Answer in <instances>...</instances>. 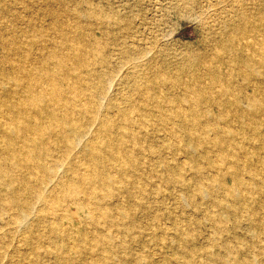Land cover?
I'll return each mask as SVG.
<instances>
[{
  "label": "rangeland",
  "instance_id": "obj_1",
  "mask_svg": "<svg viewBox=\"0 0 264 264\" xmlns=\"http://www.w3.org/2000/svg\"><path fill=\"white\" fill-rule=\"evenodd\" d=\"M0 69L1 110L10 99L33 109L29 90L69 100L107 81L88 142L60 170L51 197L38 203L25 192L31 171L20 162L0 164V264H264V0H0ZM235 101L236 109L225 105ZM56 102L39 106L62 107ZM191 114L213 131L190 130ZM214 126L227 146L212 143ZM86 144L99 152L84 153ZM92 168L111 172L112 196L107 189L91 196L82 171ZM236 173L246 185L233 184ZM15 196L36 205L30 220H16L8 207ZM99 204L124 206L125 216L103 217Z\"/></svg>",
  "mask_w": 264,
  "mask_h": 264
},
{
  "label": "bare ground",
  "instance_id": "obj_2",
  "mask_svg": "<svg viewBox=\"0 0 264 264\" xmlns=\"http://www.w3.org/2000/svg\"><path fill=\"white\" fill-rule=\"evenodd\" d=\"M97 10V9H96ZM77 11V10H76ZM101 11V15L103 14L102 13V10H99ZM92 14V13H91ZM105 14V13H104ZM95 16V15H93ZM99 18H100V13H99ZM244 16V14H243ZM252 19V18H251ZM76 28V27H75ZM238 32V31H237ZM64 34V32H63ZM62 34V35H63ZM67 36V35H66ZM77 36V35H76ZM81 36V35H80ZM65 38V36H63ZM72 37V36H70ZM82 37V36H81ZM80 37V38H81ZM63 38V39H64ZM79 38V37H78ZM67 39V38H65ZM245 40V39H244ZM65 41V40H64ZM76 41V40H75ZM84 41V40H83ZM70 42V41H69ZM85 42V41H84ZM241 42V41H239ZM72 43V41H71ZM77 44V43H76ZM79 44V43H78ZM77 44V46H78ZM86 44V43H85ZM71 45V44H70ZM84 45V43H83ZM72 46V45H71ZM86 46V45H84ZM80 47V45H79ZM8 48V47H7ZM6 48V49H7ZM11 48V47H10ZM81 48V47H80ZM79 48V49H80ZM9 49V48H8ZM75 49V48H74ZM83 49V48H82ZM86 49V48H85ZM67 50V49H66ZM70 50V49H68ZM236 50V48H235ZM56 51V50H55ZM76 52V50H74ZM81 51V50H80ZM247 51V49H246ZM54 52V51H53ZM57 53V52H55ZM54 53V54H55ZM65 53V52H64ZM82 53H84L82 51ZM51 54V53H50ZM49 55V54H48ZM63 55V54H62ZM68 55V54H67ZM52 56V55H51ZM233 56V55H232ZM50 57V56H49ZM60 57V56H59ZM147 57V56H146ZM259 58V57H258ZM52 59V58H51ZM50 59V61H51ZM61 59H64L63 57H61ZM261 59V58H260ZM43 60V58H42ZM58 61V60H57ZM84 62H86L85 60H83ZM7 62V61H6ZM39 62V61H38ZM41 62V61H40ZM55 62V61H54ZM62 62V61H61ZM65 62V61H64ZM67 62V61H66ZM31 63V62H30ZM47 64V62H46ZM50 64V63H49ZM70 64V63H69ZM82 64V63H81ZM32 65V64H31ZM40 65V64H39ZM64 65V64H63ZM27 66V65H26ZM36 66V65H35ZM23 67V65H22ZM25 67V66H24ZM31 67V66H30ZM69 67H72L71 65L68 66ZM248 67V65H247ZM246 67V68H247ZM51 68V66L49 67V69ZM64 69L67 68V67H63ZM68 68L66 70H68ZM80 68V67H79ZM18 69V68H17ZM41 70V68H39ZM46 69V68H45ZM58 69V67H57ZM73 69V68H72ZM249 69V68H248ZM1 70V69H0ZM20 70V69H19ZM34 71H36L35 69H33ZM32 70V71H33ZM43 70V69H42ZM60 70V69H59ZM74 70V69H73ZM257 70V69H256ZM261 71V68L258 69ZM7 71V69H6ZM23 71V70H21ZM33 71V72H34ZM48 71V70H47ZM46 71V72H47ZM51 71H53V69H51ZM58 71V70H56ZM217 71V70H216ZM219 71V70H218ZM17 72V71H15ZM28 72V71H26ZM62 72V71H61ZM65 72V70H64ZM221 72V71H220ZM247 72V71H245ZM11 73V72H10ZM23 73V72H22ZM54 73V72H53ZM52 73V74H53ZM232 73V72H231ZM230 73V74H231ZM15 74V73H14ZM28 74V73H26ZM39 74V73H38ZM46 74V73H45ZM61 74V73H60ZM66 74V72H65ZM64 74V76H65ZM220 74H223V73H220ZM6 75V73L4 74ZM3 75V76H4ZM7 75H9V73H7ZM25 75V74H24ZM23 75V76H24ZM2 76V73L0 74V77ZM21 76V75H20ZM41 76V75H40ZM54 76V74L52 75ZM106 76V75H105ZM104 76V77H105ZM262 76H264L262 74ZM25 77V76H24ZM24 77L22 79H24ZM43 77V76H42ZM55 77V76H54ZM107 77V76H106ZM105 77V78H106ZM227 77V76H226ZM229 77V76H228ZM4 78H7L8 77H4ZM18 78V77H17ZM46 78V77H45ZM62 78H63V75H62ZM67 78H69V76H67ZM76 78V76H75ZM80 78V77H79ZM220 78V77H219ZM12 79V78H11ZM10 79V80H11ZM21 79V80H22ZM55 79V78H54ZM65 79V78H64ZM104 79V78H103ZM3 80V79H1ZM17 80V79H16ZM20 80V78H19ZM52 80V79H51ZM84 80V79H83ZM227 80V78L225 79ZM230 80V79H229ZM13 82V79L11 80ZM25 81V80H24ZM38 81V80H37ZM63 80H61L62 82ZM75 80H73V83H76L74 82ZM220 81V80H219ZM21 82V81H20ZM36 82V81H35ZM47 82V81H46ZM52 82V81H51ZM105 80H102V82L97 85L95 88L97 89V92H101V94L103 95L104 93H102L104 91V87L106 88V86H104L105 84ZM246 82V81H245ZM3 83V82H1ZM8 84V83H7ZM10 84V83H9ZM26 84V83H25ZM40 84V83H39ZM45 84V83H44ZM58 84V83H57ZM61 84V83H60ZM114 84V83H113ZM3 85V84H2ZM41 85V84H40ZM49 85V84H48ZM53 85V84H52ZM56 85V84H55ZM75 85V84H74ZM212 85V84H211ZM1 86V85H0ZM34 86V85H33ZM39 88H41L39 85H37ZM73 86V85H72ZM77 86V85H75ZM201 86V85H200ZM3 87V86H2ZM8 87V86H7ZM14 87V86H13ZM48 87V86H46ZM53 87V86H52ZM51 87V88H52ZM90 87V85H89ZM94 87V86H91V88ZM113 87V86H112ZM193 87V86H192ZM198 87V85H197ZM227 87V85H226ZM252 87V86H250ZM4 88V87H3ZM69 89V86L67 87ZM76 88V87H75ZM85 88V87H84ZM208 88V87H206ZM205 88V89H206ZM2 89V88H1ZM24 89V88H23ZM54 90V87L52 88ZM51 89V90H52ZM60 89V88H59ZM187 89V88H186ZM230 89V88H229ZM240 89V88H239ZM246 89V87L244 88V90ZM42 90V89H41ZM38 91V92H35L34 90L30 91L29 90V93L27 94L26 96V103L32 107L33 109H28L26 108L24 105L20 104V103H16L13 104L11 99H10V104H9V108L7 110H1L0 109V114L2 116L5 117V122L3 121V123L0 121V130H1V133H0V139H3L1 140L0 142H4L6 143V145L3 147V153L0 154V164L2 162L6 163L8 167L11 166V163H18L20 162L21 165L23 164L25 166L26 169H29L31 171V175L30 177L29 176H26L24 177L25 181L23 183L24 185V190L25 192L27 193H30L33 200L35 199L36 202L41 203V201H44L46 200L47 196H50V193H54L57 188H53V186H51L52 184L54 185L55 182L57 180L60 179V170H62V168H64L68 163H69V159L71 158V156L73 155V153L76 151L77 148L80 147V145L82 146V142L85 140V134L88 133L91 129L93 130V127L92 125L95 124L96 120L98 119L97 118V114H98V111L99 109L101 108L100 107V101L99 99L101 98L99 93L97 92H92L90 93L89 95L88 92L87 94L84 92L81 93V95H79V93L76 91L74 92L75 95L74 97L77 99V98H80V101H79V104L76 103V99H70L69 97V100L68 98H65L64 95H62L61 92H59V94L57 93V95H54V96H47L46 94L42 93V91ZM46 90V89H45ZM52 90V91H53ZM71 90V89H70ZM86 90V89H85ZM90 90V89H88ZM190 90V89H189ZM191 90L193 91V89L191 88ZM208 90V89H206ZM227 90V89H226ZM232 90V89H231ZM26 91V90H25ZM63 91V89L61 90ZM186 91V90H185ZM184 91V92H185ZM204 91V89H203ZM220 91V90H219ZM242 91V90H241ZM248 91V90H247ZM65 92V91H64ZM63 92V93H64ZM72 92V91H71ZM81 92V91H80ZM194 92V91H193ZM193 92H190L192 93L193 95ZM199 93H201L200 91H197ZM229 92V90H228ZM246 92V91H244ZM243 92V93H244ZM52 93V92H51ZM70 93V92H69ZM68 93V95H69ZM126 93V91H125ZM210 93H213V92H210ZM239 93H242V92H239ZM155 94V93H154ZM195 94V93H194ZM197 94V93H196ZM227 94V93H226ZM245 94V93H244ZM262 94V93H261ZM49 95V94H48ZM149 95V94H148ZM152 95V94H151ZM182 95V94H181ZM242 95V94H241ZM150 96V95H149ZM197 97V95H195ZM1 97V96H0ZM23 97V96H22ZM155 97V96H154ZM193 97V96H192ZM213 97V96H212ZM250 97V96H248ZM259 97V96H258ZM261 97V96H260ZM149 98H152L151 96ZM194 98V97H193ZM191 98V99H193ZM224 98V96H223ZM253 98V97H252ZM2 99V98H1ZM187 99V98H185ZM199 99V98H198ZM202 99V98H201ZM259 102L261 103L262 100L260 101V98H258ZM263 99V98H262ZM18 100V99H17ZM69 102H67V101ZM101 100V99H100ZM130 100V99H129ZM174 100V99H172ZM243 100V99H242ZM254 100V99H253ZM264 100V99H263ZM41 101H44V103L48 102V101H57L56 103L59 105H62V107H59V109H56V104H54V108L53 109H49L48 107H40L39 106V103ZM185 101V100H184ZM195 101V100H194ZM196 101L197 98H196ZM203 102V100H201ZM200 101V102H201ZM249 101L252 102V100L250 99ZM180 102V101H179ZM183 102V101H182ZM192 102V100L190 101ZM190 102L187 101V103L189 104ZM201 102V103H202ZM209 103V101H207ZM244 102V101H243ZM247 102V101H246ZM162 103V102H160ZM196 103H199V102H196ZM205 103V102H204ZM248 103V102H247ZM250 103V102H249ZM248 103V104H249ZM256 102H254L255 104ZM264 103V102H263ZM65 104V105H64ZM192 104V103H191ZM190 104V106H191ZM239 104V101H235L234 103H225V105H231V106H234L235 109L236 107L238 106ZM253 104V102H252ZM203 105V103H202ZM221 105V104H220ZM245 106V104H243ZM251 105V104H249ZM51 106V105H50ZM195 106V105H194ZM252 106V105H251ZM5 107V106H4ZM58 107V106H57ZM100 107V108H99ZM203 107V106H202ZM210 107V106H209ZM208 107V108H209ZM223 107V106H222ZM220 107V108H222ZM248 107V106H246ZM198 109V107H196ZM61 109V110H60ZM193 109V108H192ZM176 110V109H175ZM190 109H188L189 111ZM200 110V109H199ZM210 109H207V111L205 113H207ZM211 111V110H210ZM239 111V110H238ZM100 112V111H99ZM179 112V111H178ZM182 112V111H181ZM196 112V111H195ZM183 113V112H182ZM185 113V112H184ZM192 113V112H191ZM227 113V112H226ZM189 114H190V111H189ZM188 114V115H189ZM213 114V113H212ZM221 114V113H220ZM239 114L241 117H243V115H252L250 112L248 111H239ZM99 115V114H98ZM170 115V114H169ZM168 115V116H169ZM192 115V114H191ZM204 115V114H203ZM209 115L211 116L210 112H209ZM226 115V114H225ZM224 115V116H225ZM166 116V115H164ZM193 116V115H192ZM208 116V115H207ZM216 116V115H215ZM99 117V116H98ZM139 117V116H138ZM185 117V116H184ZM183 117V118H184ZM194 117V116H193ZM199 117V116H198ZM201 117V115H200ZM205 117V116H204ZM222 117V116H221ZM126 118H128V116L126 115ZM166 118V117H164ZM197 117H194L193 119V123L192 125L188 126V128L190 130H194L195 132L198 131L199 133L203 134L204 136H206L207 134V130H209V133L211 131V129H209V127L211 126L212 127V123L210 125L208 124H199L197 119H195ZM214 118V116H213ZM46 119V120H44ZM186 119V117L184 118ZM201 119V118H200ZM199 119V120H200ZM212 119V118H211ZM218 119V118H217ZM187 120L189 121L188 117H187ZM186 120V121H187ZM192 120V119H191ZM190 120V121H191ZM252 120V119H251ZM36 121V122H34ZM218 121V120H217ZM247 121V119H246ZM181 122V121H180ZM192 122V121H191ZM105 126H109L111 123L109 121H105L103 123ZM217 124V122H216ZM216 124H214L216 126ZM11 126L10 128H7L5 126ZM218 125V124H217ZM245 125V124H244ZM249 125V124H248ZM214 126V127H215ZM263 126V125H261ZM185 128V126H183ZM217 127H220V126H217ZM215 127V128H217ZM249 127V126H248ZM227 128V126H226ZM251 128V127H250ZM262 128V127H261ZM230 129V128H229ZM259 129V128H258ZM176 130V129H175ZM186 130H188L186 128ZM171 131V129H170ZM174 131V130H173ZM172 131V132H173ZM194 131H189V132H193ZM213 131V129H212ZM211 131V132H212ZM187 132V131H186ZM225 131L223 130V128H217L216 131H215V136H214V139H212V143L216 146H227V141L229 139H225L223 136L225 135L224 133ZM90 133V132H89ZM197 133V132H196ZM196 133L194 135H196ZM47 135V136H46ZM90 135V134H89ZM189 135V134H188ZM87 136V134H86ZM209 136V135H208ZM202 137V136H201ZM52 138L53 140V144L54 145L52 148H50V144H48L49 142L47 141L50 140ZM90 138V137H89ZM88 138V140H89ZM120 138V136H119ZM118 138V139H119ZM191 136H189L187 139V142H188V145H189V148H191L192 146V142H191ZM124 137L120 138L119 139V142L120 140H122L124 142ZM197 140V139H196ZM18 141V142H23V145L22 147L21 146H16L15 145V142ZM87 139L85 140V143H86ZM204 138L202 137L201 140H197V146L201 145L204 143ZM88 142V141H87ZM100 142V141H99ZM106 142V141H105ZM118 142V143H119ZM206 142L209 143V138H208V141L206 140ZM19 144V143H18ZM101 144V143H100ZM103 144V143H102ZM99 145V144H98ZM121 145V144H120ZM207 145V144H206ZM212 145V146H214ZM102 146V145H101ZM106 146V145H105ZM112 146V145H111ZM211 146V145H210ZM19 147V148H18ZM110 147V146H109ZM108 147V148H109ZM60 148H63V155L59 156L56 160H54L53 158L56 157L54 152L57 150V149H60ZM103 149V146L101 147ZM122 148V147H121ZM120 148H118L119 150ZM192 149V148H191ZM190 149V150H191ZM1 150V149H0ZM97 150L96 149V146L92 145V144H86L84 145V149H83V152L84 153H90L92 155V151H95ZM100 150V149H99ZM104 150V149H103ZM98 151V150H97ZM111 155H113V147L111 148ZM99 152V151H98ZM224 153V151H222ZM88 153V154H89ZM95 153V152H93ZM206 153V151H205ZM219 153H221L219 151ZM228 154V152H227ZM226 154V155H227ZM203 155V154H202ZM221 155V154H220ZM223 157V156H222ZM232 157V155H231ZM234 157V156H233ZM208 159L209 156L207 154L204 155V159ZM218 158H220L218 156ZM120 160V155H118V152L115 154L114 156V161H118ZM154 160V159H153ZM12 161V162H11ZM214 161V160H213ZM213 161H210L209 164L211 167H213ZM218 161V160H217ZM11 162V163H10ZM221 162V161H220ZM223 162V161H222ZM224 163V162H223ZM14 164V165H15ZM215 164V163H214ZM19 165V164H18ZM20 165V166H21ZM219 165V164H218ZM17 166V165H16ZM217 166V165H216ZM236 165L233 164L232 167H235ZM13 167V166H11ZM22 167V166H21ZM220 168V166L218 167V169ZM217 169V172L219 174V171ZM220 170V169H219ZM236 170V169H235ZM35 173L34 175L32 174ZM221 172H222V169H221ZM4 174L6 176V172L4 171H0V175L2 176V178L0 177V180L2 181V179H4ZM82 174L84 175V184L87 186V185H91L93 187L90 186V190H89V193L92 195L96 194L97 191L101 190V189H107L106 191H108V193L112 196V193H114L112 190V185H113V180H114V177L112 176L111 172L108 171L107 169H103V170H97V168H92L91 170L88 169V170H85V171H82ZM21 175V174H19ZM228 174L226 173H223L222 175V182L223 183H226L227 182V176ZM143 176V175H142ZM230 176V175H229ZM29 177V178H28ZM216 177V176H215ZM220 177H221V174H220ZM241 176L238 175L237 173L235 175L232 176V180H233V184H240L241 186L243 185H246L245 182H243V179L240 178ZM17 178H19L17 176ZM21 178L23 179V177L21 176ZM6 179V178H5ZM34 179V180H33ZM220 179V180H221ZM201 179H199V184L200 186L198 187V192H202L203 191V182L200 181ZM217 180V178L215 179ZM2 182H0L1 184ZM20 183V182H19ZM61 184V183H60ZM228 184V183H227ZM226 184V186H227ZM218 186V185H216ZM88 187V186H87ZM92 188V189H91ZM196 188H197V185H196ZM214 188V187H213ZM18 190V188H17ZM16 190V191H17ZM247 189L245 188V191ZM14 191V190H13ZM250 191V190H249ZM50 192V193H49ZM102 192V190L100 191ZM99 192V193H100ZM229 192V191H228ZM238 192V191H237ZM21 193H22V190H21ZM49 193V195H48ZM98 193V194H99ZM68 194V193H66ZM204 194V193H203ZM231 194V193H229ZM233 194V193H232ZM103 195V194H102ZM235 195H238V194H233V196ZM245 195V194H243ZM249 195V194H248ZM98 196V195H97ZM109 196V197H111ZM240 196V194H239ZM51 197V196H50ZM94 197V196H93ZM96 197V196H95ZM49 198V197H48ZM105 198V197H103ZM17 199V202H20L22 204H20L18 207L17 205H15L17 202H14V200ZM11 201H9L8 203L11 205L8 207H16L17 211L15 212L16 214V220L19 222V223H22L23 221H27V220H30L29 216L30 214H32L33 212L34 213H37L38 212V209H37V212L35 211L36 210V205L32 204L33 202H28V199L24 200V198L20 197V196H15ZM21 200H23L21 202ZM70 200V199H69ZM48 201V199H47ZM46 202V201H45ZM51 202V201H50ZM49 202V203H50ZM222 202V201H221ZM47 203V202H46ZM189 203V202H188ZM223 203V202H222ZM227 202L225 201V204ZM77 204V203H76ZM224 204V203H223ZM230 203H228L229 205ZM46 205V204H45ZM51 205V204H50ZM123 205V204H122ZM125 205V204H124ZM222 205V204H221ZM126 206V205H125ZM136 206V205H134ZM223 206V205H222ZM3 207V206H1ZM124 207V206H123ZM119 206L117 208V205L116 207H113L110 206L108 207H100V204L97 205V209L99 210V212L101 213V215L103 217H106V216H109L111 215V217H113L114 215H116V213L119 214V217L121 216V214L123 213L124 214V211H122V213L118 212L119 210L121 211V209L123 210L124 208ZM229 207V206H227ZM263 207V206H262ZM69 208V207H68ZM43 210V209H42ZM111 210H116L113 214V212ZM111 211V212H110ZM40 212V210H39ZM42 212V211H41ZM40 212V213H41ZM44 212V210H43ZM126 212V210H125ZM33 213V214H34ZM43 214V213H42ZM117 214V215H118ZM128 214V213H127ZM126 214V215H127ZM40 215V214H39ZM257 215V214H256ZM32 216V215H31ZM125 216V214H124ZM123 216V217H124ZM14 217V218H15ZM215 217H218L217 215ZM114 218V217H113ZM117 218V217H116ZM122 218V216H121ZM127 218V217H126ZM125 218V219H126ZM259 220V218H258ZM17 223V222H16ZM25 223V222H24ZM27 223V222H26ZM50 223V222H49ZM48 223V224H49ZM125 223V222H124ZM18 224V223H17ZM57 224V223H56ZM22 225V224H21ZM27 225V224H26ZM51 226L54 225V223H51L49 224ZM105 227V226H104ZM15 238V237H14ZM128 241V240H127ZM129 242V241H128ZM262 243H263V240H262ZM46 244V243H45ZM264 244V243H263ZM264 246V245H263ZM264 253V252H263ZM210 254V253H209ZM210 257L213 258L212 255H209ZM263 256V255H262ZM209 257V258H210ZM211 259V258H210Z\"/></svg>",
  "mask_w": 264,
  "mask_h": 264
}]
</instances>
